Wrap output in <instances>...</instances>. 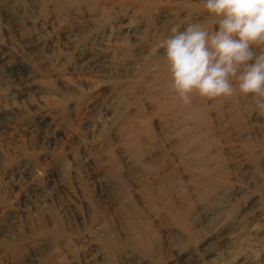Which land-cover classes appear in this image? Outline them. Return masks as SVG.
<instances>
[{"label":"rangeland","instance_id":"obj_1","mask_svg":"<svg viewBox=\"0 0 264 264\" xmlns=\"http://www.w3.org/2000/svg\"><path fill=\"white\" fill-rule=\"evenodd\" d=\"M211 22L203 0H0V258L3 263L6 258L5 264H50L53 258L51 264H264V107L259 105L264 98L237 93L222 97L217 103L214 98L205 97V102L210 104L205 114L211 122L203 121L197 130L209 126L216 133L205 141L210 143L206 145L216 158L204 161L202 169L215 172L209 175L202 193L214 189V194L202 200L194 184L187 183L193 193L189 191L185 207L198 235L188 240L187 234L177 235V227L171 222L160 221L164 223H159L163 241H157L164 242L161 246L164 244L165 249L159 250L161 255L168 251L165 258L137 251L128 241L130 236L125 226L128 218L122 210L127 201L121 199L123 194L119 196L107 169L109 162L105 161V147L109 139L114 140L111 138L123 114L135 110L137 102L150 108L146 67L154 55L164 53L162 44L171 29L183 30L188 24L210 25ZM232 102L236 105L233 109ZM238 109L241 110L237 112ZM155 118V129L160 132L161 122ZM241 121L248 122L249 132L238 129L236 124ZM147 140L145 144L151 145L161 139ZM90 199L98 202L101 210L93 209ZM222 206L227 207H223V212ZM219 219H224L227 226L216 230L214 225ZM114 231L128 241L126 245L113 246ZM24 232L27 235L30 232V237ZM222 235L230 240L225 242V238H219ZM3 238L16 242L6 257ZM185 240L188 241L184 243ZM50 244L54 245L53 249ZM154 258H162L163 263Z\"/></svg>","mask_w":264,"mask_h":264},{"label":"bare ground","instance_id":"obj_2","mask_svg":"<svg viewBox=\"0 0 264 264\" xmlns=\"http://www.w3.org/2000/svg\"><path fill=\"white\" fill-rule=\"evenodd\" d=\"M162 13V12H161ZM164 14V13H163ZM165 15V14H164ZM160 16V14H159ZM84 26V25H83ZM78 29V28H77ZM137 29V28H136ZM135 31V30H134ZM137 31V30H136ZM160 44V42L158 43ZM161 47V46H160ZM92 48V47H91ZM158 49V48H157ZM156 49V50H157ZM119 50V49H118ZM161 50V49H160ZM120 51V50H119ZM159 51V50H158ZM163 51V50H162ZM165 51V50H164ZM160 52V51H159ZM157 53V51H156ZM161 53V52H160ZM149 59L148 66L146 67V72L148 73V86L149 95L151 105L150 108L146 106L142 102H137L136 109L133 111H126L120 121L117 124L116 134L113 136L114 140L109 139V143H107L105 149L107 150V158L106 162H109V167L107 168L110 172V176L113 180V183L118 191V194L121 193L124 196L121 199H125L127 202L125 203V207L122 209L123 214H125L126 218H128V223L126 226L127 234L130 236V244L134 247V249L143 250V252H147L150 254L164 256L162 251L159 249H163L162 243L158 242L157 240L161 239V229L159 228V223L163 224V222L168 223L171 222L174 227L176 226V233L177 235L184 236L183 234H187L188 240L191 237H195V229L193 228L190 220H189V213L190 211L187 210L185 207V200L189 197L191 189L188 188L187 183L191 181L194 184V189L198 191L200 194V199L204 200L210 195L214 194V189L209 190L208 192L202 193V188L206 181L209 179V175H213L211 173L206 172L202 169L204 165V161L211 160V158H216L215 155L211 153L210 143L207 146L205 144L206 139H208L211 135L213 137L214 131L209 127L206 126L203 130L198 131L199 124L203 121H209L205 114L207 107L210 108V104L205 102V97H202L198 94H192L191 101L189 103H185L180 96L177 94L175 89L172 87V80L170 73L167 68V62L164 56V53L154 55ZM157 56V57H156ZM136 58V57H135ZM105 59V58H104ZM24 61V60H23ZM93 61V60H92ZM27 62V61H26ZM94 62V61H93ZM137 62H134V64ZM32 65V64H31ZM29 67V66H28ZM139 70V69H138ZM40 71V70H39ZM33 74V73H31ZM37 75V74H36ZM141 75V74H140ZM33 76V75H32ZM141 77V76H140ZM143 78V77H142ZM36 80V79H35ZM38 80V79H37ZM147 83V84H148ZM146 84V83H144ZM40 86V85H39ZM42 87V86H41ZM140 87V86H139ZM142 87V85H141ZM138 88V87H137ZM144 88V87H142ZM148 89L146 91H148ZM43 90V89H42ZM138 91V89H136ZM134 90V91H136ZM141 90V89H140ZM144 90V89H143ZM133 91V94H134ZM139 93V92H138ZM136 94V92H135ZM131 95V94H130ZM144 95V94H143ZM148 95V94H147ZM239 95V94H238ZM129 97V96H128ZM133 96H131L132 98ZM142 97V96H141ZM136 98V96H134ZM236 98V97H235ZM239 98V97H238ZM130 99V98H129ZM134 100V99H133ZM143 100V99H142ZM141 100V101H142ZM219 100H222V97L214 98V101L219 103ZM230 100V99H229ZM245 100V99H244ZM2 101V100H1ZM126 101V100H125ZM138 101V100H137ZM144 101V100H143ZM225 101V100H224ZM232 101V100H231ZM211 102V101H210ZM221 102V101H220ZM230 102V101H229ZM243 102V101H242ZM246 102V100H245ZM248 102V101H247ZM121 103V102H120ZM123 103V102H122ZM223 103V102H222ZM228 103V101H227ZM226 103V104H227ZM233 103V102H232ZM231 103V104H232ZM238 103V102H237ZM124 104V103H123ZM131 104V103H130ZM129 104V105H130ZM134 103H132L133 105ZM134 104V105H135ZM212 104V103H211ZM225 104V105H226ZM229 104V103H228ZM122 105V104H121ZM131 105V106H132ZM209 105V106H208ZM215 105V104H214ZM221 105V104H220ZM244 105V103H243ZM213 106V105H212ZM235 102L232 105V109L235 108ZM241 106V104L239 105ZM245 106V105H244ZM243 106V107H244ZM214 107V106H213ZM242 107V106H241ZM130 108V107H129ZM215 108V107H214ZM227 108V107H226ZM225 108V109H226ZM231 108V107H230ZM240 108V107H239ZM128 109V108H127ZM131 109V108H130ZM236 110V109H235ZM241 110L238 109L237 112ZM243 110V109H242ZM226 111V110H225ZM230 111V110H229ZM233 112V111H232ZM119 114V113H118ZM117 114V116H118ZM210 114V113H209ZM224 114V113H222ZM232 114V113H231ZM230 114V115H231ZM237 114V113H236ZM235 114V115H236ZM239 114V113H238ZM237 114V115H238ZM213 116V114H212ZM239 116V115H238ZM53 117V116H52ZM121 117V115H120ZM155 117L159 118V122H161L162 129L160 132H157L158 129H155L153 120ZM220 118V116H219ZM226 118V117H225ZM229 118V117H228ZM227 120H230V118ZM233 118V116H232ZM238 118V117H237ZM234 117V120H237ZM115 119V118H114ZM244 119V118H243ZM156 120V118H155ZM218 120V119H217ZM233 120V121H234ZM239 120V119H238ZM158 121V119H157ZM159 122L157 124H159ZM211 122V120L209 121ZM213 122V120H212ZM224 122V121H223ZM230 122H232L230 120ZM237 122V121H235ZM115 123V122H114ZM113 123V124H114ZM204 123V122H203ZM215 123V122H214ZM238 123V122H237ZM248 123V122H246ZM244 121L241 123L236 124L239 130H246L247 125ZM209 124V123H208ZM156 125V124H155ZM203 125V124H202ZM224 125V123H223ZM213 127V126H212ZM218 127V126H217ZM236 127V126H235ZM249 127V126H248ZM158 128V127H157ZM229 129V128H228ZM233 129V128H232ZM236 129V128H235ZM249 129V128H248ZM115 131V129H114ZM239 132V131H238ZM249 132V131H247ZM237 133V132H236ZM254 133V132H253ZM212 134H214L212 136ZM255 134V133H254ZM240 135V134H239ZM243 135V134H242ZM247 135V134H246ZM250 135V134H249ZM257 136V135H256ZM256 136L254 137L256 139ZM112 137V136H111ZM210 137V138H211ZM245 137V136H244ZM243 137V138H244ZM250 137V136H249ZM264 137V136H263ZM110 138V137H108ZM147 139H161L156 143H152L151 145L145 144L144 141ZM247 139V138H246ZM252 139V138H251ZM213 140V139H212ZM211 140V141H212ZM148 141V140H147ZM154 141V140H153ZM208 141V140H207ZM214 141V140H213ZM101 143V142H100ZM105 143V144H106ZM147 143V142H146ZM97 144V143H96ZM103 144V142H102ZM214 144V143H213ZM217 145V144H216ZM248 145V144H247ZM104 146V145H103ZM98 148V147H97ZM256 148V147H255ZM219 149V148H217ZM215 149V150H217ZM248 149V148H247ZM104 150V149H103ZM213 150V149H212ZM216 152V151H215ZM214 152V153H215ZM98 153V152H97ZM96 153V154H97ZM249 153V152H248ZM100 154V153H99ZM216 154V153H215ZM102 155V154H101ZM105 155V154H104ZM222 156V155H221ZM103 157V156H102ZM93 158V157H92ZM96 158V157H95ZM104 158V157H103ZM100 162L101 160L98 159ZM218 160V159H217ZM252 160V159H251ZM250 160V161H251ZM96 161V160H95ZM98 161V162H99ZM99 162V163H100ZM105 162V163H106ZM211 163V161L207 162ZM216 163V162H215ZM222 163V162H221ZM37 164V163H36ZM102 163H100L101 166ZM103 165V164H102ZM220 165V164H219ZM253 165V164H252ZM211 167V166H210ZM214 167V166H213ZM218 167V166H217ZM220 167V166H219ZM212 168V167H211ZM221 168V167H220ZM255 168V167H254ZM196 171H194V170ZM219 169V168H218ZM104 170V169H103ZM216 170V169H215ZM108 172V175H109ZM212 172V171H211ZM218 173V172H217ZM196 176H195V175ZM224 174V173H223ZM216 175V173H215ZM220 175V173H219ZM222 175V174H221ZM226 175V174H225ZM228 176V175H227ZM109 177V176H108ZM221 177V176H220ZM219 177V178H220ZM212 178V177H211ZM213 179V178H212ZM111 181V180H110ZM112 182V181H111ZM110 182V183H111ZM190 182V183H191ZM213 182H215L213 180ZM219 184V180L217 179ZM112 185V184H111ZM191 186V185H190ZM218 186V185H217ZM212 188V186H209ZM214 187V185H213ZM113 188V187H112ZM209 188V189H210ZM217 188V187H216ZM102 189V188H101ZM114 189V188H113ZM205 189V188H204ZM115 190V191H116ZM194 190V191H195ZM107 191V190H106ZM190 191V192H189ZM114 193V191H113ZM193 193V192H192ZM116 194V193H115ZM116 194V195H118ZM111 195V194H110ZM220 195V194H219ZM238 195V194H237ZM241 195V194H240ZM120 196V194H119ZM215 196V195H214ZM224 196V195H223ZM213 197V196H212ZM92 198V197H91ZM115 198V196H114ZM118 198V197H117ZM211 198V197H210ZM227 198V197H226ZM93 201H95V198ZM90 199L89 203H93V209L101 210V206L98 202H92ZM97 199V198H96ZM110 199V198H109ZM195 199V197H194ZM193 199V200H194ZM209 199V197H208ZM229 199V198H228ZM117 200V199H116ZM199 199H197L198 201ZM200 200V201H202ZM215 200V199H214ZM213 200V201H214ZM97 201V200H96ZM104 202V200H103ZM110 202V201H109ZM107 202V203H109ZM190 202V201H189ZM199 202V201H198ZM197 202V203H198ZM120 203V202H119ZM123 203V202H122ZM215 203V202H214ZM224 203V202H223ZM111 204V203H110ZM114 204H116L114 202ZM191 205V203H189ZM225 204L226 201H225ZM233 204V203H232ZM91 205V204H90ZM108 206V204L105 203ZM188 205V204H187ZM242 205V204H241ZM87 206V205H86ZM113 206V205H111ZM199 206V205H198ZM228 206V205H226ZM88 207V206H87ZM104 207V206H103ZM106 207V206H105ZM109 207V206H108ZM116 207V206H115ZM222 206V212H223ZM227 208V207H225ZM88 209V208H87ZM111 209V208H110ZM193 209V208H192ZM243 209V208H242ZM250 209V208H249ZM89 210V209H88ZM98 210V211H99ZM104 210V209H102ZM113 210V209H112ZM226 210V209H225ZM90 211V210H89ZM92 211V210H91ZM105 211H108L107 209ZM121 211V210H119ZM194 211V210H193ZM214 211V210H213ZM216 211V210H215ZM219 211V210H218ZM227 211V210H226ZM229 211V210H228ZM252 211V210H251ZM87 212V211H86ZM97 213L96 211H93ZM112 212V211H111ZM118 212V211H117ZM220 212V211H219ZM237 212V211H236ZM253 212V211H252ZM102 213V212H100ZM103 213H105L103 211ZM113 213V212H112ZM116 213V212H115ZM233 212L229 213L232 214ZM91 214V213H90ZM99 214V213H98ZM119 214H121L119 212ZM118 214V215H119ZM201 214V213H200ZM218 214V213H217ZM104 215V214H103ZM194 215V214H193ZM215 216V214H212ZM97 216V215H96ZM95 216V217H96ZM113 216V215H112ZM208 216V215H207ZM211 216V215H210ZM217 216V215H216ZM215 216V217H216ZM223 216V215H222ZM228 216V215H227ZM98 217V216H97ZM117 217V216H116ZM44 218V217H42ZM89 218V217H88ZM107 218V215H106ZM109 218V217H108ZM111 218V216H110ZM192 218V217H191ZM208 218V217H207ZM223 218V217H222ZM234 218V217H233ZM39 219V218H38ZM46 219V218H45ZM92 221V218H90ZM94 219V218H93ZM96 219V218H95ZM113 219V218H112ZM124 219V218H122ZM158 219V221H157ZM194 219V218H193ZM212 219V218H211ZM51 220V219H50ZM101 220V219H100ZM108 220V219H107ZM115 222L117 219H113ZM126 220V219H125ZM231 220V219H230ZM41 221V220H40ZM52 221V220H51ZM105 221V220H104ZM163 221V222H160ZM195 221V220H194ZM224 219H219L218 222L215 223V229H222L227 226ZM232 221V220H231ZM55 222V221H54ZM54 222L52 224H54ZM101 222V221H100ZM106 222V221H105ZM104 222V223H105ZM39 223V222H38ZM47 223V222H46ZM56 223V222H55ZM93 223V222H92ZM96 223V221H95ZM194 223V222H193ZM202 223V222H201ZM45 224V223H44ZM50 224V223H48ZM57 224V223H56ZM101 224V223H100ZM41 224L40 226H42ZM98 225V224H97ZM95 226V228L97 227ZM117 225V224H116ZM122 225V224H121ZM162 225V226H163ZM167 225V224H166ZM170 225V224H169ZM36 226V225H35ZM50 227L52 225H49ZM61 226V225H60ZM99 226V225H98ZM113 226V225H112ZM120 226V225H119ZM161 226V227H162ZM196 226V225H195ZM31 227V226H30ZM44 227V226H43ZM47 225V228H50ZM53 227V226H52ZM59 227V225H58ZM56 226V230L58 229ZM64 226H61V228ZM108 227V226H107ZM169 227V226H168ZM199 227V226H198ZM38 228V227H37ZM35 228V229H37ZM40 228V227H39ZM45 228V227H44ZM47 228L45 230H47ZM63 228V229H64ZM93 228V227H92ZM111 228V226H110ZM119 228V227H118ZM163 228V227H162ZM199 228H202L201 226ZM101 229V228H100ZM112 230L114 229L111 228ZM121 229V226H120ZM164 229V228H163ZM168 229V228H167ZM174 229V228H173ZM203 229V228H202ZM4 230V229H3ZM32 230V229H31ZM30 230V231H31ZM50 230V229H49ZM52 230V229H51ZM50 230V232H51ZM66 230V229H65ZM119 230V229H118ZM171 230V228H170ZM227 230V229H226ZM34 231V230H33ZM42 231V230H41ZM40 231V232H41ZM55 231V229L53 230ZM61 231V229H60ZM94 231V228H93ZM97 231V230H96ZM96 237L98 236L97 231ZM103 231V230H102ZM117 231V230H116ZM120 231V230H119ZM125 231V230H124ZM163 231V230H162ZM173 231V230H172ZM35 232V231H34ZM38 231V233L40 234ZM45 232V231H44ZM58 232V230H57ZM62 232V231H61ZM64 232V231H63ZM113 232V231H112ZM118 232V231H117ZM126 232V231H125ZM168 232V231H167ZM197 232V231H196ZM203 232V231H202ZM205 232V231H204ZM214 232V231H213ZM26 233V232H24ZM31 234L30 232H28ZM35 234L36 235H38ZM56 233V231H55ZM59 233V232H58ZM65 233V232H64ZM169 233V232H168ZM172 233V232H171ZM175 233V234H176ZM220 233V232H219ZM6 234V233H5ZM10 234V232H9ZM13 234V233H12ZM17 234V233H16ZM28 234V235H29ZM44 234V233H43ZM63 234V233H62ZM93 234V233H92ZM164 234V233H163ZM174 234V233H173ZM231 234V233H230ZM4 235V234H3ZM18 235V234H17ZM26 233V236H28ZM34 235V234H33ZM55 235V234H54ZM52 234V236L54 237ZM57 235V234H56ZM64 235V234H63ZM101 235V234H100ZM123 235V234H122ZM166 235V232H165ZM198 235V234H196ZM214 235L217 236L215 233ZM232 235V234H231ZM10 236V235H9ZM34 236V238H35ZM43 236V235H41ZM46 235L45 237H47ZM58 236V235H57ZM61 236V235H59ZM58 236V237H59ZM92 236V235H91ZM90 236V237H91ZM95 236V235H94ZM169 235H167L168 237ZM220 236V235H219ZM244 236V235H243ZM242 236V237H243ZM246 236V235H245ZM6 237V236H5ZM15 237V236H14ZM21 237V236H20ZM19 237V238H20ZM30 237V235H29ZM49 237V236H48ZM51 237V236H50ZM56 237V236H55ZM89 237V239H90ZM106 237V236H105ZM122 237V236H121ZM117 233L114 231L113 234V246H123L126 242L125 239L121 238ZM173 237V236H170ZM176 237V235H175ZM178 237V236H177ZM218 237V236H217ZM229 237V236H228ZM227 236L222 235L219 238L228 239ZM241 237V238H242ZM28 238V237H27ZM38 238V237H37ZM40 238V237H39ZM44 238V236H43ZM100 238V237H99ZM98 238V239H99ZM104 238V237H103ZM102 238V240H103ZM126 238V236H125ZM128 238V237H127ZM180 238V237H179ZM240 238V239H241ZM12 239V238H10ZM18 239V238H17ZM21 239V238H20ZM23 239H26L25 237ZM33 239V238H32ZM41 239V238H40ZM47 239V238H46ZM54 239V238H53ZM51 237V240H53ZM165 239V238H164ZM170 240V238H168ZM178 239V238H177ZM181 239V238H180ZM184 239V237H182ZM199 239V238H198ZM45 240V239H44ZM43 240V241H44ZM60 240V238H59ZM93 240V239H92ZM107 240V239H106ZM105 240V242H107ZM172 240V238H171ZM175 240V239H174ZM179 240V239H178ZM188 240H185L184 243ZM230 238L228 239V241ZM242 240V239H241ZM13 241H15L13 239ZM21 241V240H19ZM40 241V240H39ZM38 241V243H40ZM69 241V240H68ZM89 241V240H88ZM95 241V240H94ZM104 241V240H103ZM163 241V240H162ZM166 241V240H165ZM176 241V240H175ZM232 241V240H231ZM2 242L4 244L5 252L4 256L6 257L10 250L14 248V244L16 242L9 241V238H3ZM23 242V241H21ZM20 242V243H21ZM46 242V241H44ZM50 242V241H49ZM54 242V240L52 241ZM51 242V243H52ZM63 242V241H62ZM159 244H158V243ZM178 242V241H177ZM30 243V242H29ZM36 242V245L38 244ZM57 243V242H55ZM64 243V242H63ZM109 243V242H108ZM111 243V241H110ZM107 244L108 246H112V244ZM183 243V242H182ZM180 243V244H182ZM212 243V242H211ZM210 243V244H211ZM25 244V243H24ZM23 244V245H24ZM34 244V243H33ZM48 244V242H47ZM100 244V243H99ZM177 244V243H176ZM214 244V243H212ZM211 244V245H212ZM234 244V243H233ZM28 245V244H27ZM35 245V244H34ZM35 245V246H36ZM40 245V244H39ZM51 245V244H50ZM53 245V244H52ZM51 248L54 247V245ZM69 245V244H68ZM71 245V243H70ZM95 245V244H94ZM103 245V244H101ZM126 245V244H125ZM129 245V244H128ZM170 245V244H169ZM30 246V245H29ZM33 246V245H32ZM43 246V245H42ZM45 246V245H44ZM56 246V245H55ZM59 246V245H58ZM62 246V245H61ZM130 246V245H129ZM132 246L130 248H132ZM174 246V245H173ZM24 246H22L23 248ZM37 247V246H36ZM41 247V246H40ZM72 247V246H71ZM77 247V246H76ZM205 247V246H204ZM39 248V247H38ZM74 248V247H73ZM105 248V247H103ZM117 248V247H115ZM120 248V247H119ZM118 248V249H119ZM126 248V247H125ZM168 248V247H167ZM171 248V246H170ZM206 248V247H205ZM24 249V248H23ZM37 249V248H36ZM43 250V247L40 248ZM39 249V251H41ZM50 249V246H49ZM53 249V248H52ZM56 249V248H55ZM70 249V248H69ZM101 249V248H100ZM107 249V248H105ZM113 249V248H112ZM124 249V248H122ZM165 249V248H164ZM169 249V248H168ZM224 249V248H223ZM4 250V249H2ZM47 250V248H46ZM58 250V249H56ZM63 250V249H62ZM71 250V249H70ZM114 250V249H113ZM128 250V249H127ZM126 250V251H127ZM132 250V249H131ZM20 251V250H19ZM22 251V250H21ZM38 251V250H37ZM48 251V250H47ZM54 251V250H53ZM69 251V250H68ZM67 251V252H68ZM72 251V250H71ZM101 251V250H100ZM103 251V250H102ZM118 251V250H117ZM138 251V250H137ZM35 252V251H34ZM51 251H49L50 253ZM75 252V250H74ZM115 252V250H114ZM130 252V251H129ZM142 252V253H143ZM164 252V251H163ZM220 252V251H219ZM22 253V252H21ZM39 253V252H37ZM45 253V252H44ZM48 253V252H47ZM55 253V252H53ZM57 253V252H56ZM72 253V252H71ZM119 253V252H118ZM127 253V252H126ZM141 253V251H140ZM3 254V253H2ZM15 254V253H14ZM19 254V253H18ZM46 254V253H45ZM67 254V253H66ZM102 254V252H101ZM105 254V253H104ZM110 254V252L108 253ZM114 254V253H113ZM120 254V253H119ZM130 254V253H129ZM168 254V253H167ZM220 254V253H219ZM222 254V253H221ZM247 254V253H246ZM36 255V254H35ZM41 255V254H40ZM48 255V254H47ZM50 255V254H49ZM53 255V254H52ZM51 255V256H52ZM143 255V254H140ZM139 255V256H140ZM172 255V254H171ZM43 256V255H41ZM46 256V255H44ZM63 256V255H62ZM111 256V255H110ZM144 256V255H143ZM158 256V257H160ZM217 256V255H216ZM23 257V256H22ZM21 257V258H22ZM54 257V256H53ZM55 257H58L55 255ZM67 257V255H66ZM108 259V256H106ZM125 257V256H124ZM132 257V255H131ZM157 257V256H156ZM18 258V257H17ZM43 258V257H42ZM41 258V259H42ZM46 258H48L46 256ZM44 258V259H46ZM72 258V257H71ZM70 258V259H71ZM115 258V257H113ZM119 258V257H118ZM133 258V257H132ZM136 258V257H135ZM134 258V259H135ZM140 258V257H139ZM144 258V257H143ZM150 258L151 257H147ZM153 258V257H152ZM163 258V257H162ZM162 258H154L161 263H163ZM165 258V256H164ZM215 258V257H214ZM213 258V259H214ZM246 258V257H245ZM49 259V258H48ZM58 259V258H57ZM56 259V260H57ZM61 259V258H59ZM65 259V258H64ZM68 259V258H67ZM74 259V256H73ZM185 259V258H184ZM226 259V258H225ZM241 259V258H240ZM14 260V259H13ZM26 260V259H25ZM43 260V259H42ZM55 260V261H56ZM105 260V259H104ZM110 260V259H109ZM112 260V259H111ZM110 260V262H111ZM118 260V259H117ZM145 260V259H144ZM183 260V259H182ZM243 260V259H242ZM4 261V260H3ZM9 261V260H8ZM22 261V260H21ZM24 261V260H23ZM22 261V262H23ZM44 261V260H43ZM54 261V262H55ZM70 261V260H69ZM103 261V260H102ZM114 261V260H113ZM148 261V260H146ZM151 261V260H150ZM153 261V259H152ZM248 261V260H247ZM6 262V258H5ZM3 263L0 258V264ZM26 262V261H25ZM53 262V258H52ZM50 262V264L52 263ZM58 262V260H57ZM56 262V263H57ZM62 262V261H61ZM73 262V260H72ZM155 262V260L153 261ZM152 262V263H153ZM166 262V261H165ZM15 263V262H14ZM19 263V262H18ZM17 263V264H18ZM45 263V262H44ZM43 263V264H44ZM102 263V262H101ZM105 263V262H104ZM109 263V262H108ZM107 263V264H108ZM115 263V261H114ZM142 263V262H141ZM159 263V262H157ZM197 263V262H196ZM248 263V262H247ZM7 264V263H6ZM22 264V263H20ZM38 264H41L38 263ZM58 264V263H57ZM71 264V263H70ZM76 264V263H75ZM113 264V263H111ZM118 264V263H117ZM151 264V263H149ZM156 264V262L154 263ZM236 264V263H235ZM239 264V263H238Z\"/></svg>","mask_w":264,"mask_h":264},{"label":"clouds","instance_id":"obj_3","mask_svg":"<svg viewBox=\"0 0 264 264\" xmlns=\"http://www.w3.org/2000/svg\"><path fill=\"white\" fill-rule=\"evenodd\" d=\"M203 8L210 25L174 27L163 41L172 87L185 103L194 93L264 98V0H203Z\"/></svg>","mask_w":264,"mask_h":264}]
</instances>
